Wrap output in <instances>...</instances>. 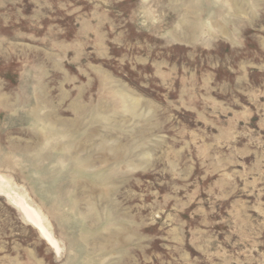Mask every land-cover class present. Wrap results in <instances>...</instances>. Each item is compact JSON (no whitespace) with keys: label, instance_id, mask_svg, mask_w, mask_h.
<instances>
[{"label":"rangeland","instance_id":"1","mask_svg":"<svg viewBox=\"0 0 264 264\" xmlns=\"http://www.w3.org/2000/svg\"><path fill=\"white\" fill-rule=\"evenodd\" d=\"M0 174V264H264V0H0Z\"/></svg>","mask_w":264,"mask_h":264},{"label":"bare ground","instance_id":"2","mask_svg":"<svg viewBox=\"0 0 264 264\" xmlns=\"http://www.w3.org/2000/svg\"><path fill=\"white\" fill-rule=\"evenodd\" d=\"M10 182L8 177L0 174V194H6L11 201L15 202L18 208L23 211L25 218L40 230L46 242L59 253L62 250L60 241L54 236L50 222L42 209L28 201L26 192L17 193L12 191L9 187Z\"/></svg>","mask_w":264,"mask_h":264}]
</instances>
